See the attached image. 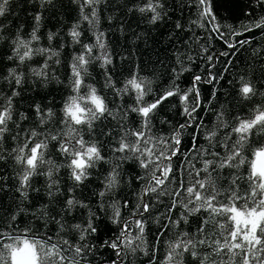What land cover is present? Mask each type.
<instances>
[{
    "label": "trees",
    "instance_id": "trees-1",
    "mask_svg": "<svg viewBox=\"0 0 264 264\" xmlns=\"http://www.w3.org/2000/svg\"><path fill=\"white\" fill-rule=\"evenodd\" d=\"M162 2L167 15L162 21L151 24L149 23L150 13L128 12V8L132 7L130 0H101V3L96 6L98 22L93 27L81 18L79 3H74L73 0H52L51 3H44L43 7L41 0H9L8 12L4 17H0V25H3V32L0 33L2 37L0 38V104L4 103L5 98L11 95L13 90L19 92V96L13 99V120L18 122L19 128L10 124L11 132L2 144L6 159L0 160V174L7 177V180L4 190L0 191V223L4 222L3 216L16 208L22 199L16 192L18 187L16 174L20 168L8 153L22 143L24 136L32 129L52 135L67 131L65 125L61 123L64 118L62 109L67 98L74 94L72 90L74 57L83 52L84 45L96 44L97 32L104 33V43L111 55L112 63L104 66L102 59H95L102 54L103 50L93 47L91 54L93 59L87 65V74L84 75L85 86L81 88V94L88 91L87 85H92L97 89L98 94L106 98L110 108L134 106V95L128 93L122 97L116 96L114 89L106 86V77L111 76L116 88H120L132 73H137L152 81L153 92L145 97L147 102H151L155 96L162 94L166 88L170 87L175 76L172 70L177 69L179 72L181 68V64L177 62L179 56L183 61V67L190 69L176 80L181 89L190 86L194 74H200L204 78V82L198 85L201 107L196 113L198 117H203L204 125L196 143L204 150H209L206 133L215 131L217 135L212 141L211 150L220 151L223 155L227 149L222 147V144L231 127L235 125L236 118H249L257 106H264V95H261L264 93L262 30L253 28L250 32H244L242 36L234 37V40L250 37L252 39L250 44L239 47L234 56H219L218 60H214L213 72L218 74V79L216 82L207 83L208 61L204 57L213 53L218 55L229 49L216 38L214 33H211L210 27L200 28L197 23H193L199 20L195 0H162ZM136 3L141 4L143 0H136ZM253 3L254 0H211V6L218 21L233 25L239 31H243L239 27L241 22L255 21L260 15H264V7H249ZM245 11H251L252 16H246ZM85 12H90V9H85ZM37 14L41 15L37 31L39 40L32 41L31 47L33 49L50 48L58 55L47 52L37 53L31 59L21 63L13 55V40L17 33L25 40L30 39V34L36 26ZM177 22L182 25L183 30L176 29ZM74 25H78L77 30L81 33L78 42L70 35ZM224 31L227 32V28ZM49 33L55 34L51 41L48 39ZM205 47L209 49L207 53L203 51ZM10 56H13V59L10 60ZM229 59L231 63L227 64L226 61ZM46 60L47 75L36 76L33 69L39 71ZM11 69H15L22 75V84L17 86L9 76ZM242 80L255 86L257 94L250 99H245L240 93ZM189 104L191 105V99ZM36 105L40 106L45 115L48 109L55 114L47 124L40 123V117L35 110ZM182 107L179 96L165 100L157 109L152 121V133L157 136L169 135L173 127L183 123ZM20 113H23L27 119H20ZM218 114L223 115L226 127H216L220 123L217 119ZM126 124L133 129L139 128L140 117L129 112ZM93 128L92 135H89L86 126L81 129V132L86 140L96 139L102 142V155L105 156V160L89 169L88 179L76 185L70 177V169L65 166L68 161L57 151L58 141H49L45 159H51L59 166L58 171L53 174V179L58 181L52 189L55 194L51 197L48 195L49 178L44 174L47 172V166H42L38 170L41 174L35 175L31 180L27 200L20 204V207L27 208L28 212L19 217L17 233L31 229L50 236L53 241L63 238L72 245H96L99 250L86 254L80 264H112L113 260H117V264H167L165 257L170 245L182 238L181 232H186L197 240L206 238L208 243L197 246V257L184 253L182 264H200L201 260H204L205 264H213V261L215 264H220L221 257L217 256L209 246L212 240L222 239L219 236L216 221L210 219L204 226L202 235L197 233V228L208 216V213L203 210L188 215L187 223L181 221L179 226L170 224L168 207L171 204V196L162 195L157 199L155 193H149L146 197L152 208L142 217L146 221L143 250H137L133 254L126 248H121L122 255L118 258L114 250L107 247L99 248L104 239H112L119 235L124 222L129 223V231L133 236L137 234L135 220L141 217L133 216L132 213L138 203V195L142 193L147 180L144 169L134 162L127 161L122 164L118 186L112 191H106L105 177L111 171L115 156L121 155L114 154L112 148L118 146L117 142L122 130L117 121L110 116L96 121ZM20 129L24 130L21 132L20 140H11L10 137ZM101 133L106 135L102 136ZM192 133L193 128L184 130L182 152L180 156L172 159L176 180L182 178L186 185L189 180L188 171H191V168L186 166L184 156L187 154L196 168L202 167L197 152L189 153L188 151L192 146ZM235 138L233 135L232 140L234 141ZM260 144H264V133L257 132L245 146L244 155L247 163L240 169L241 174L247 175L251 163L255 160L253 150ZM204 158L211 157L205 154ZM228 171L225 169L224 173L227 174ZM203 175L204 173H201V178ZM136 177H145V179L138 180ZM165 187L175 190L178 185L170 179ZM221 187H227V184L223 183ZM56 188L59 191H56ZM245 188L246 183H242V193ZM101 191H106L104 197H100ZM69 198H75L87 207L77 206L70 212H65V205ZM125 201H128L127 207L124 206ZM114 205L120 211V216L116 218L118 223L113 222ZM182 211L185 210L181 207L174 209L171 219H179ZM58 212L62 215L57 216ZM185 214L187 215L186 212ZM90 216H93V224L98 232L96 235H86L85 240L80 241V232L73 226L79 224L81 227H86ZM52 217L56 220L62 219L65 227L59 228L51 219ZM222 219L216 218V220ZM163 224H168L169 227L164 229L161 227ZM161 232L163 235H160L157 243L156 238ZM153 248H155L154 261L150 259L153 256ZM68 251L69 259H71V249ZM223 258L227 259L226 256ZM237 264H239V257H237Z\"/></svg>",
    "mask_w": 264,
    "mask_h": 264
},
{
    "label": "snow or ice",
    "instance_id": "snow-or-ice-1",
    "mask_svg": "<svg viewBox=\"0 0 264 264\" xmlns=\"http://www.w3.org/2000/svg\"><path fill=\"white\" fill-rule=\"evenodd\" d=\"M51 2L52 0H41V6L43 7L44 3ZM73 2L79 3L81 18L95 27L98 22L96 6L101 3V0H73ZM130 2L132 7L128 8V12L150 13L149 23L151 24L162 21L167 15L162 0H143L141 4H137L136 0H130ZM8 5L9 0H0V17H4L8 12ZM195 6L199 12V20L193 21V23H197L200 28L210 27L211 33H214L216 38L221 40L229 49V51L218 55L213 53L204 57L208 61L206 82L213 83L218 79V74L213 72L214 60H218L219 56L232 57L239 50V47L250 44L251 37L241 40L233 39L242 36L244 32H250L255 28L261 29V34L264 35V15H260L255 21L241 22L239 27L243 31H239L233 25L218 21L211 6V0H195ZM255 6L264 7V0H254V3L249 5L250 8ZM85 9H90V12H85ZM245 15L251 17L252 12L245 11ZM40 20L41 15L37 14L35 16L36 26L33 28L29 40L23 39L19 33L13 40V55L21 63L31 59L37 53L47 52L51 55H58L50 48L33 49L31 47L32 41L39 40L37 31ZM175 27L183 30L179 22L176 23ZM77 28L78 25H74L70 30V35L73 40L78 42L81 33ZM225 28H227V32L224 31ZM2 32L3 25H0V33ZM54 35V33H49V41ZM93 47L103 50L102 54L95 57V59H102L104 66L112 63L102 32L96 33L95 45H84L83 52L74 57L72 65V90L74 94L67 98L62 109L64 118L61 123L65 125L67 131L52 135L32 129L24 136L23 142L8 153L20 168L16 174L18 179L16 192L19 193L22 199L16 208L3 216L4 222L0 223V264H80L86 254L91 253L93 250H99L96 245H72L63 238L53 241L50 236L31 229L21 233H17L16 229L19 227V217L28 212V209L21 208L20 204L27 200L31 180L35 175L41 174L38 170L42 166H47V172L44 174L49 178L48 195L51 197L55 194L52 189L58 184V181L53 179V174L58 171L59 166L53 160L45 159L49 141H58L57 151L68 161L65 166L70 169L71 179L76 185L81 184L88 179L89 169L94 168L98 162L105 160V156L102 155V142L96 139L86 140L81 129L86 126L89 135H92L95 122L108 116L117 121L122 134L117 142L118 146L112 148L114 154L119 153L121 155L115 156L111 171L105 177L106 191H112L118 186L122 164L127 161L134 162L145 170L147 182L142 193L138 195V203L132 213L133 216L141 217V219L135 220L137 234L133 236L129 231V223L124 222L119 235L112 239H104L99 248L107 247L114 250L118 258L122 255L121 248H126L128 252L133 254L137 250H143L146 221L142 217L144 214L149 213L152 208L146 197L149 193H155L157 199L162 195L171 196V204L168 207L170 224L179 226L181 221L187 223L188 215L203 210L208 213V216L197 228V233L202 235L205 230L204 226L208 221L210 219L216 221V227L219 229V236L222 239L212 240L209 246L217 256L221 257L220 264H237V257H239V264H264V144H260L252 153L261 163L258 164L253 161L247 175L240 173V169L247 163L244 155L245 146L249 144V141L257 132L264 133V106H257L249 118H236L235 125L231 127L222 144V147L227 149L223 155L220 151L211 150L213 148L212 141L217 135L215 131L206 133L209 150H204L196 143L204 127L203 117L196 115L201 107L198 85L204 82L202 75L194 74L190 86L181 89L176 80L190 69L183 67V61L178 56L177 62L181 64L179 72L177 69L172 70L175 76L170 87L166 88L162 94L155 96L151 102L145 100V97L153 92L151 80L143 78L137 73H132L122 87L116 88L111 76H107L106 86L113 88L116 96L122 97L132 93L135 98L134 106L129 105L127 108L117 106L113 109L109 107L106 98L98 94L97 89L92 85H87L88 91L81 94V88L85 86L84 75L87 74V65L93 59L91 55ZM203 51L207 53L209 49L205 47ZM9 59H13V56H10ZM189 59L191 60V57ZM226 63L230 64L231 60H227ZM46 68L47 60L39 71L33 69V73L38 77H45L47 75ZM225 71H227V68H225ZM9 76L12 77L17 86L22 84V75L18 74L15 69L9 71ZM240 93L245 99H250L257 94L255 86L243 80ZM261 95H264V93ZM17 96H19V92L13 90L11 95L5 98L4 103L0 104V160L6 159L2 144L11 132L9 125L12 124L19 128L18 122L13 120V99ZM173 96H179L180 103L183 105L181 115L184 117V122L173 127L169 135L157 136L152 133V121L159 106ZM190 99L191 105L189 104ZM35 110L42 125L47 124L55 115L51 109H48L45 115L39 105L35 106ZM129 112L140 117L139 128L133 129L127 126ZM19 115L20 119H27L23 113ZM217 119L220 121L216 125L217 128L227 126L222 114H218ZM187 128H193L191 134L192 146L188 151L189 153L197 152L202 167L196 168L188 155L184 156L186 166L191 168V171H188L189 180L186 185L182 178L176 180L172 159L180 156L182 152V137L184 130ZM23 131V129L17 131L15 135L10 137L11 140L19 141ZM101 135L106 134L101 133ZM233 135L236 137L234 141L232 140ZM205 154L211 158H204ZM225 169L229 170L227 174L224 173ZM201 173H204L202 178ZM213 173H216V175H213ZM136 179H145V177H136ZM170 179L178 185L175 190L165 187L166 182ZM6 180L7 177L0 174V191L4 190ZM223 183H226L227 187H221ZM242 183H246L243 193L241 192ZM56 191H59V189L56 188ZM106 191H101L99 193L100 197H104ZM77 206L87 207L83 202L75 198H69L64 210L70 212ZM124 206H128V201L124 202ZM114 207L113 222L118 223L119 221L116 218L120 216V211L115 205ZM177 207H181L185 211L180 213L179 219L172 220L171 214ZM61 215V213H57V216ZM217 217L223 219L216 220ZM51 219L59 228L65 227L62 219L56 220L55 217ZM73 227L79 230L80 241L85 240L86 235H96L98 232L97 227L93 224V216L89 217L86 227H81L79 224ZM161 227L167 229L169 225L163 224ZM160 235H163V233L161 232L157 236V243ZM180 236L182 238L169 247L165 257L167 264H182L184 253H190L193 257H197V246L208 243L206 238L197 240L186 232H181ZM69 249H71V259H69ZM152 251L153 256L150 259L154 261L155 248ZM224 256L227 259H224ZM205 259L207 258L205 257ZM112 264H117V260H113ZM200 264H205V261L201 260ZM213 264H215V261H213Z\"/></svg>",
    "mask_w": 264,
    "mask_h": 264
},
{
    "label": "rangeland",
    "instance_id": "rangeland-1",
    "mask_svg": "<svg viewBox=\"0 0 264 264\" xmlns=\"http://www.w3.org/2000/svg\"><path fill=\"white\" fill-rule=\"evenodd\" d=\"M254 161H256L258 164H260L261 163V161H259V160H257V158L255 157V160Z\"/></svg>",
    "mask_w": 264,
    "mask_h": 264
}]
</instances>
